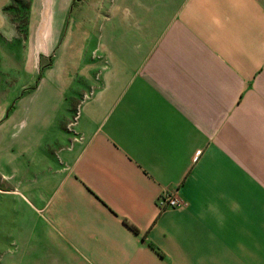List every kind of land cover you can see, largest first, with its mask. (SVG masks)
<instances>
[{
	"label": "crops",
	"instance_id": "0c3cea01",
	"mask_svg": "<svg viewBox=\"0 0 264 264\" xmlns=\"http://www.w3.org/2000/svg\"><path fill=\"white\" fill-rule=\"evenodd\" d=\"M99 6L120 38L56 70L94 80L78 115L0 68L4 264H264V0Z\"/></svg>",
	"mask_w": 264,
	"mask_h": 264
},
{
	"label": "rangeland",
	"instance_id": "374dc122",
	"mask_svg": "<svg viewBox=\"0 0 264 264\" xmlns=\"http://www.w3.org/2000/svg\"><path fill=\"white\" fill-rule=\"evenodd\" d=\"M102 1L104 5L109 4L115 9L116 0ZM99 3L101 0H9L4 6V13L11 22L12 28L11 31H6L5 53L0 54V63H2L0 68L26 72L27 75L22 79L16 76L12 81L24 83L27 78L28 96L46 84L49 88L68 86L69 90H65L64 100L76 106L78 115V107L85 93L94 85V80L92 83L90 77L84 80L81 75L82 70H77L73 75V84L62 86L60 82L63 78L58 83L56 70L62 66L60 58L63 56L66 58L67 52L69 53L68 46L82 43L81 39L89 29L92 34L86 45L87 50L83 54L81 47L76 53L90 57L93 52L97 62L104 61L105 45L120 38L119 33L115 32L116 21L111 18L105 22L106 24L100 25L104 22L100 18L96 19L99 17ZM7 8L9 10H6ZM46 10L48 15L45 17ZM95 10L98 12L96 13ZM104 17L108 19L110 16ZM84 22L87 28L82 25ZM80 25L83 27H79V30ZM44 26L45 30L41 38L40 32ZM70 38L72 40L69 41ZM99 73L95 72L96 79ZM21 95L22 92L17 97L15 95L12 102L19 101ZM0 253H2L0 264H4V249H0Z\"/></svg>",
	"mask_w": 264,
	"mask_h": 264
},
{
	"label": "built area",
	"instance_id": "2783aa9c",
	"mask_svg": "<svg viewBox=\"0 0 264 264\" xmlns=\"http://www.w3.org/2000/svg\"><path fill=\"white\" fill-rule=\"evenodd\" d=\"M163 205H167L169 207L175 208L180 205V201L177 197L173 195H165L162 200Z\"/></svg>",
	"mask_w": 264,
	"mask_h": 264
},
{
	"label": "bare ground",
	"instance_id": "6f19581e",
	"mask_svg": "<svg viewBox=\"0 0 264 264\" xmlns=\"http://www.w3.org/2000/svg\"><path fill=\"white\" fill-rule=\"evenodd\" d=\"M44 15H45V17L48 15V10H46L45 12H44ZM45 24V23H44ZM44 30H45V26L44 27H42V29H41V34H40V37L42 38V35H43V32H44Z\"/></svg>",
	"mask_w": 264,
	"mask_h": 264
},
{
	"label": "trees",
	"instance_id": "16d2710c",
	"mask_svg": "<svg viewBox=\"0 0 264 264\" xmlns=\"http://www.w3.org/2000/svg\"><path fill=\"white\" fill-rule=\"evenodd\" d=\"M6 10H9V8H7ZM6 10H5V11H6Z\"/></svg>",
	"mask_w": 264,
	"mask_h": 264
}]
</instances>
